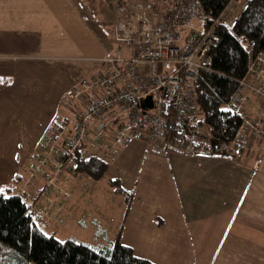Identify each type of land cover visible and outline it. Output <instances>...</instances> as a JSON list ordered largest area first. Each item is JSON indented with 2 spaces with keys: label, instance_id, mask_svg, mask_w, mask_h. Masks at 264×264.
Here are the masks:
<instances>
[{
  "label": "crops",
  "instance_id": "obj_1",
  "mask_svg": "<svg viewBox=\"0 0 264 264\" xmlns=\"http://www.w3.org/2000/svg\"><path fill=\"white\" fill-rule=\"evenodd\" d=\"M171 1L141 8L150 17ZM125 2L0 0V187L30 194L43 187L32 168L50 145L45 137L72 120L74 107L84 109L82 101L67 103L69 92L125 45L113 35L129 16ZM234 6V15L244 9ZM190 138L186 149L131 138L114 160L109 137L96 148L88 143L90 154L106 155L105 174H60L71 195L50 215H35L36 224L101 250L118 241L154 264H264V144H235L228 155Z\"/></svg>",
  "mask_w": 264,
  "mask_h": 264
},
{
  "label": "built area",
  "instance_id": "obj_2",
  "mask_svg": "<svg viewBox=\"0 0 264 264\" xmlns=\"http://www.w3.org/2000/svg\"><path fill=\"white\" fill-rule=\"evenodd\" d=\"M247 1L230 0L211 25L200 0H172L166 9L154 6L148 22L118 20L125 45L101 59L102 73L69 92L67 103L82 101L84 109L74 107L72 120L49 128L45 141L50 145L32 168L43 187L32 194L17 193L29 211L48 216L51 208L67 201L71 192L58 176L74 170L76 154L91 155L88 143L96 148L109 137L111 160L131 138L171 142L181 149L191 145L190 127L200 115L195 81L198 72L212 63L210 49L216 42L212 27L226 23L232 7H245ZM143 31L150 32L146 41ZM249 59L245 75L225 103L241 118L239 149L264 144V52ZM148 97L150 107L145 104ZM251 101L255 110L248 109Z\"/></svg>",
  "mask_w": 264,
  "mask_h": 264
},
{
  "label": "trees",
  "instance_id": "obj_3",
  "mask_svg": "<svg viewBox=\"0 0 264 264\" xmlns=\"http://www.w3.org/2000/svg\"><path fill=\"white\" fill-rule=\"evenodd\" d=\"M229 2L200 0L208 25ZM212 28L216 39L210 49L212 63L198 72L195 81L201 115L197 122L209 130L210 150L231 155L232 145L239 141L241 118L226 109L225 103L245 75L249 58L264 52V0H248L230 27L226 23H216ZM76 156L73 171L84 172L92 179L99 180L109 167V162L101 155ZM111 185L118 192L123 191L118 180H111ZM3 188L4 193L0 196V264H154L135 255L130 247L118 241L111 248L101 250L71 238L56 239L36 224L35 215H41L31 213L12 186Z\"/></svg>",
  "mask_w": 264,
  "mask_h": 264
},
{
  "label": "rangeland",
  "instance_id": "obj_4",
  "mask_svg": "<svg viewBox=\"0 0 264 264\" xmlns=\"http://www.w3.org/2000/svg\"><path fill=\"white\" fill-rule=\"evenodd\" d=\"M125 1H126L125 3H127L128 8L130 9V11L128 12V15H129L128 17H132L135 20H139L140 22H148V21L151 20L148 17V12H147V9L148 8H146V6H143L144 8H141V4L147 5V3H148L149 0H147L146 2L145 1H142V0H125ZM103 2H104V0H102V3ZM160 5L163 6L164 9H165V7H167L164 4H160ZM134 7L136 9H134ZM139 7H140V10L137 9ZM234 7L235 6H233L232 9H234ZM235 15H234V13L230 15V17L226 20V26L230 27L233 24V22H234V20L236 18ZM116 23H117V21H116ZM117 27H118V25H117ZM113 35L114 36L116 35V37L118 38V40H120L121 42L125 43V37L122 35L121 32H119V31L118 32L113 31ZM141 35H142V40L143 41H146V40H148V37L150 36V32L149 31L148 32L143 31L141 33ZM243 45L245 46V48H247V46H246L245 43H243ZM114 53H115V50L111 52V55H114ZM100 70L102 71V69H100ZM97 72H99V70H97L95 73H97ZM243 93L246 94L247 91L244 90ZM249 104H251L252 106H250L248 109L249 110H252V107L254 109L253 101H251ZM198 117H199V119L201 118L200 115ZM192 128H193V132H191V136L193 135L194 138L199 139L202 142V145H204L206 147H209V145L211 144L210 133L205 128V125L203 123L197 122ZM168 143H170V142H168ZM100 153H101V150L98 151V155H101ZM101 156H103L104 158H106V155H104V154L101 155ZM46 232L49 233L48 231H46ZM64 238L65 237H63L62 235H59L58 236V239L59 240H65ZM30 264H33V263L30 262Z\"/></svg>",
  "mask_w": 264,
  "mask_h": 264
},
{
  "label": "water",
  "instance_id": "obj_5",
  "mask_svg": "<svg viewBox=\"0 0 264 264\" xmlns=\"http://www.w3.org/2000/svg\"><path fill=\"white\" fill-rule=\"evenodd\" d=\"M151 101H152V98L151 97H148V99H146V101H145V104L150 107L151 106ZM145 104H143V105H145Z\"/></svg>",
  "mask_w": 264,
  "mask_h": 264
},
{
  "label": "snow or ice",
  "instance_id": "obj_6",
  "mask_svg": "<svg viewBox=\"0 0 264 264\" xmlns=\"http://www.w3.org/2000/svg\"><path fill=\"white\" fill-rule=\"evenodd\" d=\"M4 193V188L3 187H0V196H2Z\"/></svg>",
  "mask_w": 264,
  "mask_h": 264
}]
</instances>
